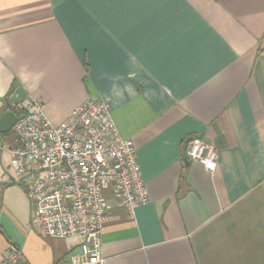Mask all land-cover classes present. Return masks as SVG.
<instances>
[{
  "label": "crops",
  "instance_id": "obj_1",
  "mask_svg": "<svg viewBox=\"0 0 264 264\" xmlns=\"http://www.w3.org/2000/svg\"><path fill=\"white\" fill-rule=\"evenodd\" d=\"M56 124L106 101L135 143L149 201L108 186L106 264H264V0H0V115L15 95ZM216 146L209 171L188 144ZM0 150V254L67 264L77 239L32 225Z\"/></svg>",
  "mask_w": 264,
  "mask_h": 264
},
{
  "label": "built area",
  "instance_id": "obj_2",
  "mask_svg": "<svg viewBox=\"0 0 264 264\" xmlns=\"http://www.w3.org/2000/svg\"><path fill=\"white\" fill-rule=\"evenodd\" d=\"M19 112L12 130L0 136V150L26 185L32 225L47 237L77 239L67 264H106L102 233L108 186L135 217L148 203V189L132 139L121 135L106 101L88 98L61 123L47 115L44 102L15 95ZM187 158L209 171L218 167L216 146L202 139L188 144ZM0 264H31L21 249L0 254Z\"/></svg>",
  "mask_w": 264,
  "mask_h": 264
},
{
  "label": "water",
  "instance_id": "obj_3",
  "mask_svg": "<svg viewBox=\"0 0 264 264\" xmlns=\"http://www.w3.org/2000/svg\"><path fill=\"white\" fill-rule=\"evenodd\" d=\"M18 116L13 110H7L0 115V134L10 132L17 121Z\"/></svg>",
  "mask_w": 264,
  "mask_h": 264
},
{
  "label": "trees",
  "instance_id": "obj_4",
  "mask_svg": "<svg viewBox=\"0 0 264 264\" xmlns=\"http://www.w3.org/2000/svg\"><path fill=\"white\" fill-rule=\"evenodd\" d=\"M6 108H7V110H13L16 114H19L18 110L12 105V103L9 100L6 101ZM2 135L5 136L6 134H2ZM2 135L0 134V136H2Z\"/></svg>",
  "mask_w": 264,
  "mask_h": 264
}]
</instances>
